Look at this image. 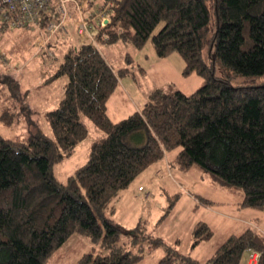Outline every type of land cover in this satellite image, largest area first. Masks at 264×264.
Returning a JSON list of instances; mask_svg holds the SVG:
<instances>
[{
	"label": "trees",
	"instance_id": "16d2710c",
	"mask_svg": "<svg viewBox=\"0 0 264 264\" xmlns=\"http://www.w3.org/2000/svg\"><path fill=\"white\" fill-rule=\"evenodd\" d=\"M112 1L109 24L97 30L95 41L141 49L151 40L158 58L179 54L182 75L196 74L202 85L191 95L155 90L139 112L112 123L107 102L128 69L114 70L90 45L68 48L46 81L67 78L63 98L45 115L53 138L0 136V264H46L76 232L90 246L77 264L138 263L144 255L131 247L140 249L144 236L137 227L120 243L112 203L175 150L180 170L197 166L223 190L239 189V208L264 214V0ZM0 30L9 29L0 25ZM5 82L16 97L17 82L12 77ZM8 116L1 118L7 126ZM85 120L96 134L88 160L62 184L52 167L86 140ZM129 136L143 144L128 145ZM191 235L196 247L213 231L198 223ZM147 239L149 249L163 244ZM253 251L259 253L256 264H264V233L248 227L227 236L206 261L165 246L157 264H245Z\"/></svg>",
	"mask_w": 264,
	"mask_h": 264
},
{
	"label": "rangeland",
	"instance_id": "374dc122",
	"mask_svg": "<svg viewBox=\"0 0 264 264\" xmlns=\"http://www.w3.org/2000/svg\"><path fill=\"white\" fill-rule=\"evenodd\" d=\"M78 1L87 3L83 9L86 16L104 6L103 0ZM33 34L30 31L0 30V136L8 140L38 135L53 138L45 115L56 109L63 98L67 78L46 81L72 46L90 45L102 54L114 70L128 69V75L120 78L118 88L107 102V116L112 123L120 122L141 110L155 90H161L164 94L180 91L191 95L203 82L196 74L187 77L182 75L184 61L179 54L158 58L151 40L141 49L120 41L103 44L95 41V37L93 41L89 38L80 40L75 35V26L71 25L65 36L53 38L54 45H48V50H39L35 46ZM48 52L52 56H48ZM215 75L220 77V72L216 70ZM7 77H12L19 86L16 97L11 96L5 84ZM3 114L12 118L11 125H5L1 119ZM85 123L88 128L86 140L71 157L52 167L55 178L62 184L88 160L89 145L96 134L92 124L88 120ZM137 139V136H129L126 142L132 147L141 146L143 143ZM178 151L168 153L162 161L137 177L112 203L114 213L111 219L120 227V243L128 242L130 236L137 233V227L144 236L140 249L131 247L133 252L144 255L136 264H157L165 254V246H172L182 254L206 261L227 236L240 234L248 227L264 231L262 212L239 208L238 204L243 198L239 189L223 190L207 172L197 166L187 171L180 170L174 162ZM157 171L161 173L156 176ZM139 188L143 190L139 191ZM173 197L176 200L173 208H169ZM202 200H208L212 205L204 206ZM198 223L207 224L213 236L193 247L191 232ZM147 237L158 238L163 244L149 249ZM84 245L89 246L88 238L76 232L46 264H70V255Z\"/></svg>",
	"mask_w": 264,
	"mask_h": 264
},
{
	"label": "built area",
	"instance_id": "2783aa9c",
	"mask_svg": "<svg viewBox=\"0 0 264 264\" xmlns=\"http://www.w3.org/2000/svg\"><path fill=\"white\" fill-rule=\"evenodd\" d=\"M112 2L109 0L86 16L83 9L87 3L78 0H0V25L10 31L33 32L39 50H48L51 40L57 35L65 36L71 25L80 40L93 41L97 30L109 24ZM47 55L52 56L50 52ZM258 257V252H251L245 264H256Z\"/></svg>",
	"mask_w": 264,
	"mask_h": 264
},
{
	"label": "crops",
	"instance_id": "0c3cea01",
	"mask_svg": "<svg viewBox=\"0 0 264 264\" xmlns=\"http://www.w3.org/2000/svg\"><path fill=\"white\" fill-rule=\"evenodd\" d=\"M140 110H138L137 112H139ZM161 172L160 171H157L155 173V175H159ZM262 233H264V231L260 230ZM89 249V246L88 245H84V247H82L78 252L74 253V254H71L70 255V258H69V262L70 264H75L77 263V261L80 259V257L85 253L87 252Z\"/></svg>",
	"mask_w": 264,
	"mask_h": 264
}]
</instances>
